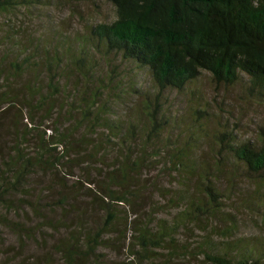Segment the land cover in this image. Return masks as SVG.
I'll return each instance as SVG.
<instances>
[{
  "label": "trees",
  "instance_id": "1",
  "mask_svg": "<svg viewBox=\"0 0 264 264\" xmlns=\"http://www.w3.org/2000/svg\"><path fill=\"white\" fill-rule=\"evenodd\" d=\"M36 2L51 0H0V13L30 11ZM111 3L112 20L86 21L83 30L56 29L52 36L29 32L25 45L18 38L21 27L17 34L0 36V116L13 106L22 121L27 119L22 127L10 126L13 145L0 149V208L17 212L23 202L34 205L28 197L38 170L67 176L74 173L70 163L84 168V194L105 218L88 227L86 214L77 213L70 224L80 225L82 234L69 231L58 252L63 264H104L98 249L119 219L120 205L142 202L140 193L154 186L159 190L158 178L167 176L182 184L169 198L182 210L172 220L155 224L151 217L139 223L126 264H139L136 256L157 258L150 252L161 248L173 257L203 255L213 264H264V121L253 141L240 143L231 120L222 121L199 86L206 71L215 86L235 87L242 107H264V0ZM12 42L23 53L13 52ZM139 70L148 74L149 89L131 74ZM172 91L189 97L184 110L166 109ZM112 101L129 102L124 115L113 116ZM222 101L221 110L233 112ZM176 128L186 134L173 136ZM197 139L209 143L206 161ZM241 179L259 188L253 194L236 190ZM230 194L237 196L235 209L252 214L227 212ZM59 196L47 200V209L61 208L65 214L70 206L78 212L74 195L62 190ZM241 216H250L260 232L232 237ZM43 224L56 232L71 228L61 220ZM18 225L0 212V232L3 227L19 232ZM27 226L23 234L31 238L36 228ZM220 229L226 238L218 241L213 234ZM181 230L204 234L198 241L182 240Z\"/></svg>",
  "mask_w": 264,
  "mask_h": 264
},
{
  "label": "rangeland",
  "instance_id": "2",
  "mask_svg": "<svg viewBox=\"0 0 264 264\" xmlns=\"http://www.w3.org/2000/svg\"><path fill=\"white\" fill-rule=\"evenodd\" d=\"M32 6L34 9L30 11L28 9L25 11V7H21L10 13H0V36L2 37L9 32L11 35L17 34V30L21 27L20 29L23 28L24 31L20 32L22 34L18 35V38L22 39L21 41L25 45L27 44L25 34L29 32L42 33L44 36L57 35L58 31L55 32L56 29L76 32L85 28L86 21H110L115 17V9L111 0H51L50 4L36 2ZM9 47L13 52L23 53L22 47H18L16 42L10 43ZM3 48L6 49L5 46ZM123 67L130 68L127 63H123ZM137 72L133 71L131 74L139 83L142 82L144 88L149 89L148 74L143 70ZM131 76L129 75V77ZM199 86L202 88L204 97L208 101L210 100V108L218 112L221 117L223 114L222 121L231 120L233 132L237 135V140L240 143L248 139L252 141L255 139L257 127L264 121L263 106L256 107L252 106V104H246L242 107L238 101V90L235 87L228 90L223 86H215L211 81L210 74L206 71H203L201 75ZM167 96L170 99V103L166 106L168 110L175 111L179 109L181 111L189 105V97L177 91L168 92ZM133 98L136 97L133 96ZM222 99H224L222 101L223 107H228L233 112L227 111V109L225 111L221 110L219 102ZM112 103H114V110L117 112L113 116L124 115L125 110L129 106V102L117 104V102L112 101ZM25 122H27V119L22 121L19 111L15 107H5V112L0 116V149H6L13 145L12 128L10 126L14 124L22 127ZM171 134L173 136L180 135L182 138L186 131L179 129ZM197 141L200 142L202 147L199 151L201 159L203 161L208 160L211 153L208 146L209 143L199 139ZM70 165L74 173L67 176H64L62 171L48 174L40 170L33 175L30 184L31 196L28 198L31 199L34 205H29V202H23V211L17 212L8 210L5 207L0 208V212L9 214V218L13 222H19L17 226L19 232L5 227L1 228L0 264H43L42 261L44 262L45 260H47L45 264H63L62 255L58 252L60 240L68 237L70 235L69 231L73 233L71 230H76L75 234L77 235L82 234L80 233V225L70 224L71 220H76L77 213L86 214V217L84 215V220L86 219L88 227H94L97 221H104L105 213L98 207L94 208V206H91L89 203H91L92 199L84 194L87 185L85 188L82 187L80 179H84L85 169L79 166L75 167L72 163ZM95 173L93 172V174ZM155 173L158 174L157 171ZM158 180L160 189L156 190L158 188L154 186L142 191L140 193V197L143 199L142 202H137L134 205H120L119 219L113 224L112 229L105 234L104 245L98 249L99 259L105 261L104 264H126L129 261L128 246L136 239V227H138L139 223L144 222L146 219L149 220L151 217L152 219L155 217V224L157 220L162 218L172 220L182 210L179 204L169 201L171 190L177 187L180 188L182 184L176 181L172 183V179L167 176L160 177ZM148 181L152 182L150 179ZM237 182L236 190L247 191L246 194H253L259 188L258 186H251L250 182L248 183L242 179ZM62 190L74 195L76 200L74 209H77L78 212L72 210L73 208L70 206L67 208L68 210L71 208V210L66 211L65 214H63L61 208L54 210V212L47 209L45 204L47 200H57ZM232 193L234 192L232 191ZM231 194L227 197L228 199L226 198L225 208L227 212L230 214H252L250 211L239 210V207L235 209L237 196ZM262 208L264 209V206ZM39 209L42 211H39ZM154 211L156 212L152 213ZM45 219L67 222V225L71 226V228H61V230L56 232L48 226L49 224H43ZM27 223L36 228L34 235L31 233L33 235L31 238H29L30 233H28L29 236L23 234V228L28 227ZM41 224L43 225L42 227ZM257 224L250 216H241L239 227L234 230L235 234L232 237L251 236L259 233L260 230ZM220 226L223 229L226 224L220 223ZM203 234L201 231H190V233H187L181 230L179 238L182 240L197 238L196 240L198 241L201 240ZM224 234L220 229V231L213 234V237L218 241L225 240L226 235ZM240 247L246 249L244 243ZM150 254L152 257L157 258L146 260H139L137 256L135 258L139 264H213L204 260L203 255L192 258L173 257L167 248L157 249L156 254L151 252Z\"/></svg>",
  "mask_w": 264,
  "mask_h": 264
}]
</instances>
